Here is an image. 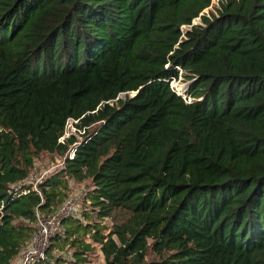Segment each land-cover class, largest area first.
I'll return each mask as SVG.
<instances>
[{
	"label": "trees",
	"instance_id": "trees-1",
	"mask_svg": "<svg viewBox=\"0 0 264 264\" xmlns=\"http://www.w3.org/2000/svg\"><path fill=\"white\" fill-rule=\"evenodd\" d=\"M211 2L0 0V264L68 177L97 219L129 214L107 233L61 219L55 237L89 232L107 263L264 264V0ZM41 151L62 162L36 191Z\"/></svg>",
	"mask_w": 264,
	"mask_h": 264
},
{
	"label": "rangeland",
	"instance_id": "rangeland-1",
	"mask_svg": "<svg viewBox=\"0 0 264 264\" xmlns=\"http://www.w3.org/2000/svg\"><path fill=\"white\" fill-rule=\"evenodd\" d=\"M217 1L213 0L209 6L203 10L204 13L213 12L216 9ZM199 17H194L192 22H198ZM182 28L187 27V25H182ZM188 80L186 77L183 76L182 73L178 74L176 78L170 79L169 84L177 91L183 92ZM124 93H120L119 96L123 97ZM65 129L67 133H72L77 139H80L82 136V130L80 128H76L72 123L69 121L66 122ZM62 162V156L55 153V152H47L41 151L39 152L34 158L32 165L29 169L27 178L25 179V184H31L32 181H36L41 177L50 174L51 172L55 171ZM90 185L89 179L84 178L82 180H74L71 177L67 178V187L64 190L63 197H75V204H74V213L72 214L80 223H93L94 221H98L99 231L100 233H107L112 225L115 223H119L123 221L129 214L124 212L121 209L112 210L109 215L104 216L101 219H97L95 215H93V211L88 208L87 201L83 198V193L86 189H88ZM85 209L89 213L90 217L85 218L81 211ZM15 222H26L23 219H15ZM35 226V222L32 223ZM62 230L60 232V235ZM62 236L63 233H62ZM52 237L50 239V243L46 249L45 259L48 261H53L55 258H59L60 261L58 264H110L105 262L103 259V255L99 248L98 242L94 241L89 232L88 233H74L70 235L68 239L71 237H75L77 239H81L84 243L88 245L87 249H84L82 245L72 244L68 241H65L63 237ZM21 251V250H20ZM82 251V253H81ZM84 251V252H83ZM74 252L80 253L74 254ZM19 253L15 254L7 264H17L19 261ZM144 259H150L155 254L153 253L152 249L148 246L146 248ZM78 257H81L80 260H77Z\"/></svg>",
	"mask_w": 264,
	"mask_h": 264
},
{
	"label": "built area",
	"instance_id": "built-area-1",
	"mask_svg": "<svg viewBox=\"0 0 264 264\" xmlns=\"http://www.w3.org/2000/svg\"><path fill=\"white\" fill-rule=\"evenodd\" d=\"M213 13H215V9L213 10ZM68 121L71 123L73 120L68 118L67 122ZM65 134H67L66 131ZM36 181L31 182V187L37 191L35 185ZM74 204L75 197L70 196L66 197L64 201L58 206V208L50 214L43 215L41 213L35 212V227L29 236L27 244L20 251V263H28L33 260L45 259L46 249L50 243V239L60 233L61 219L74 213Z\"/></svg>",
	"mask_w": 264,
	"mask_h": 264
}]
</instances>
